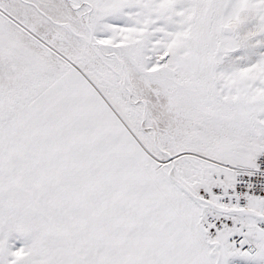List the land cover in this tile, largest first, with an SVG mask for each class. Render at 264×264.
<instances>
[{
	"label": "snow or ice",
	"instance_id": "obj_1",
	"mask_svg": "<svg viewBox=\"0 0 264 264\" xmlns=\"http://www.w3.org/2000/svg\"><path fill=\"white\" fill-rule=\"evenodd\" d=\"M0 264H264V0H0Z\"/></svg>",
	"mask_w": 264,
	"mask_h": 264
}]
</instances>
